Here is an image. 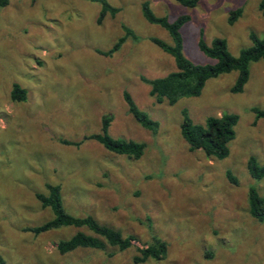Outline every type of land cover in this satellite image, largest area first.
Returning <instances> with one entry per match:
<instances>
[{
	"label": "rangeland",
	"instance_id": "1",
	"mask_svg": "<svg viewBox=\"0 0 264 264\" xmlns=\"http://www.w3.org/2000/svg\"><path fill=\"white\" fill-rule=\"evenodd\" d=\"M261 0H201L194 8L177 0H108L116 16L102 22V4L87 0H11L0 9V259L3 264H136L138 249L163 240L162 260L138 264H264V220L250 214L249 192L264 198V176L253 179L248 161L264 166V61L251 64L249 82L231 92L238 73L207 82L201 96L175 105L159 102L143 79L176 71L174 59L152 39L172 44L169 33L149 23L148 3L156 16L182 28L184 54L196 65L212 64L198 47L226 40L238 56L252 45L251 34L264 38ZM241 17L229 23L231 12ZM132 31L120 50L110 51ZM14 85L26 100L14 101ZM128 92L138 108L160 124L143 128L124 100ZM194 124L224 114L239 116L236 137L223 160L192 151L181 134L182 111ZM113 121L108 134L146 146L137 160L109 152L88 137L103 133V117ZM68 142L69 144H66ZM228 174L236 178L230 181ZM59 186L66 212L92 217L100 225L134 236L125 251L57 250L78 232L73 226L41 234L28 232L55 214L38 194Z\"/></svg>",
	"mask_w": 264,
	"mask_h": 264
},
{
	"label": "trees",
	"instance_id": "2",
	"mask_svg": "<svg viewBox=\"0 0 264 264\" xmlns=\"http://www.w3.org/2000/svg\"><path fill=\"white\" fill-rule=\"evenodd\" d=\"M87 1L102 4L99 22H102L108 15L116 16L119 13V10L112 7L108 0ZM177 1L189 8H194L201 2V0ZM10 2L11 0H0V9L7 7ZM259 10L264 16V0L260 1ZM142 12L149 23L161 26L169 33L172 39V44H167L159 39H152V42L174 59L176 71L171 72L163 78L153 80L143 79L151 87V95L156 97L159 102L167 101L169 105H175L180 100L199 97L209 80L232 72H237L238 76L231 92L240 94L249 82L251 64L264 61V38L251 34L252 45L242 50L237 57L230 53L226 40L217 38L211 44H207L201 38L198 42L199 50L213 61V63L196 65L187 59L184 54V39L181 30L190 20L188 16H182L174 22H170L165 17L156 16L148 3L143 4ZM241 15L242 9L231 12L229 23L234 24ZM125 31L126 35L110 51L102 52L101 54L111 56L119 51L126 39L132 35V31L129 29H125ZM11 97L14 101L22 102L26 100V92L19 85H14ZM124 100L130 114L137 123L148 131L156 133L160 124L153 120L147 113L141 111L128 92L124 93ZM253 112L258 119H264L263 110L253 109ZM182 115L181 134L192 151L203 150L208 157L217 160H223L229 156V145L236 137V126L239 122L238 115L224 114L219 117H209L201 125L194 124L187 110H183ZM112 121L113 118L109 115L103 117V133L92 135L88 138L96 140L105 149L114 154L137 160L141 159L146 146L132 140L128 141L111 137L108 134V130ZM65 143L69 144L68 142ZM248 169L253 179L260 180L264 176V166L261 167L254 157L248 161ZM228 176L232 183H237L236 178L231 174H228ZM47 189L49 194H38L37 199L45 209L51 208L55 217L40 227L28 228L26 231L41 234L51 230L73 226L76 228L86 227L97 236L78 232L71 239L58 244L57 250L60 254L66 255L78 249L103 250L107 246L116 247L120 251H125L134 246V242H136L134 236L124 237L120 232L100 225L92 217L77 218L68 214L63 206L61 188L59 186L47 185ZM249 205L252 217L263 221L264 198L254 189H251L249 192ZM138 251L139 255L134 259L136 264L144 263L150 259L162 260L167 254V245L163 240L154 238L151 245L140 247ZM0 264H3L1 259Z\"/></svg>",
	"mask_w": 264,
	"mask_h": 264
}]
</instances>
